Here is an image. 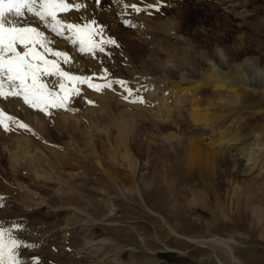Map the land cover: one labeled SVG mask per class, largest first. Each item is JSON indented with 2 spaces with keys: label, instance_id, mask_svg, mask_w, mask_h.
<instances>
[{
  "label": "rangeland",
  "instance_id": "374dc122",
  "mask_svg": "<svg viewBox=\"0 0 264 264\" xmlns=\"http://www.w3.org/2000/svg\"><path fill=\"white\" fill-rule=\"evenodd\" d=\"M69 2L85 7L59 13L60 19L81 25L95 20L96 27H103V39L116 43L104 44V52L97 49L90 54L81 52L78 43L67 39L70 33L57 36L51 31L49 47L66 53L70 60L65 63L50 53L48 59L57 60L70 75L90 78L93 84L120 80L132 89L129 95L120 84L113 83V98L99 102L93 96L94 88L69 82L68 87L80 90L71 98L70 112L76 114L79 108L93 112L88 120L95 125L110 122L106 106L119 114L123 107H130L124 100L142 99L143 94L137 90L140 84L146 83L150 88L160 85L162 100L171 108L177 107L176 100L182 94L176 76L207 74L209 67L202 60L203 55L215 54L219 66L221 60L251 59L264 87V0L132 1L155 5L141 8L144 10L140 12L124 9L114 0ZM100 39L96 37L98 42ZM152 56L170 63L168 76L149 65L147 61ZM51 77L53 83L57 78ZM199 92L208 99L207 104L212 102L214 124L230 127V134L238 131V140L245 143L237 145L247 143L252 150L264 142L263 93L246 90L237 97L212 86ZM117 100L124 104L118 105ZM142 100L139 108L148 107L150 102ZM188 104L189 101L180 102V121L166 130L152 125L147 110L132 108L137 125L129 143L137 161L135 170L120 154L113 156L106 140L97 141L100 161L94 156L80 158L66 149L68 169L80 162L87 167V175L68 179L73 197L56 195L53 188L57 181L53 179L54 183L45 184L27 170L13 169L6 154H2L0 228L19 241L16 251L21 264H264V203L257 201H264V163L245 174L238 172L227 156L218 153L216 173L208 172L200 158L190 166L185 155L192 149L194 132L206 138L201 146L214 153L208 142L219 136V128L203 130L193 125L186 111ZM62 112L68 113L53 109L51 117L39 111L38 116L49 120L53 137L65 142L71 137L78 149H86L83 122L75 117L62 122ZM32 132L27 131L36 134ZM255 133L260 134L259 139ZM46 143L54 144L51 140ZM122 148L120 145L121 152ZM261 158L264 162V151ZM40 162L45 172L52 170L47 162ZM134 181L141 185L144 200ZM18 182L38 191L45 202L26 199ZM230 247L234 250L233 259Z\"/></svg>",
  "mask_w": 264,
  "mask_h": 264
},
{
  "label": "bare ground",
  "instance_id": "6f19581e",
  "mask_svg": "<svg viewBox=\"0 0 264 264\" xmlns=\"http://www.w3.org/2000/svg\"><path fill=\"white\" fill-rule=\"evenodd\" d=\"M114 1L123 7L124 3H132L134 0H119V2L118 0ZM135 1L137 2L139 0ZM137 4L140 6V8H147V4L144 5L139 2ZM32 20L34 21H30V23L33 27H38L48 38H52V32L50 29L45 28V26L38 20ZM215 59V54L202 56V60L209 67L207 74L194 75V77H190L189 75L187 76L186 74H180L176 76L175 82L177 83V86L181 88L180 92L182 95L180 98H177V107L175 108H171L167 102L163 101L164 98L159 96V94L162 93L160 92L161 90H158L160 85L157 86L156 84L155 87L150 88L145 83L138 85L137 90L143 94L142 99H146V101L150 102L148 107L139 108L143 104L141 105V103L138 101L132 102L124 100L126 103L129 102L128 104L130 107H128L127 105H123V102L117 100L118 105L123 103L122 105L127 107H123L119 114H115L112 110H109L108 106L105 107L103 104L102 108L105 107L104 109L108 113L107 115L111 117L110 122L103 123L104 125L93 124L92 121L88 120V118L93 116V112H87L86 110H83V112L81 111V108L77 110L76 114H72L70 111H68L67 114H63L62 112V114L59 116L62 122L67 118L72 119V117H75L74 120L83 122L82 125L84 126L81 132L84 140L86 141V149L82 148V150L78 149L77 144L74 143V139L71 137H69L66 142L60 141L57 137H53V135L50 133V128L48 125L49 120H44L42 116L39 117L38 111L31 109L26 104H24L22 98L9 97L8 99H4L3 97H0V110H3L4 113L14 117L16 120L28 124L30 128L33 127L34 132L37 134L27 133V131L25 132L23 128L20 129L14 124L12 125L13 130L9 132H5L3 128L0 127V156H2V154H6L13 169L15 168V170L22 172L27 170L30 174H33L37 180L41 179L43 180L42 182L45 181V184L46 182H52V179L57 181V187L53 188L55 189V194L57 195V193H59V196H62L61 194H65V196L67 195V197H70L72 196L71 193H73V191L72 188H70L68 179L72 181L76 175H78V177H81L85 174L87 175V167L83 166L80 162L76 163L72 169H68L70 162L68 161L67 156L69 153L66 151V149H71L72 155L77 154V156H80V158L94 156V158L100 161L99 158L101 153L97 147V144L99 141L106 140L109 143V147H111V150L114 152L113 156L116 157L118 154H120L123 159H126V162H130L131 167H133V170H135L137 167V161L133 156L131 145L129 143V140L133 139L132 134L134 133L137 125L135 110L132 108L136 106V109L138 107L139 109L147 110L150 113L152 125L159 129L166 130L169 129V126H174L173 122L180 121L178 119L180 112L179 104L182 102V100H184L189 101L186 111L193 125L200 126L203 130L209 128L214 131V127L219 128V136L212 138L208 142L209 146L215 150L214 153L209 151V149L206 151L205 148L201 146V143L205 142L206 138L201 136L200 133L194 132V140L191 142L192 149L186 153L185 157L188 159L186 161L192 163L197 158H200L208 172L216 173L215 167L217 166V154L221 153L227 156V158L233 162L234 167H236L238 172L250 174L256 169V167L259 165L261 166V164L264 163L262 162L261 158V155L264 151V142L259 145L257 144L258 147L253 148L252 150L248 149L247 143L237 145V143H245V141L238 140V131H236L235 134H230V127L214 124V119L210 111L212 102L207 104L206 100L208 99H203V94H200L199 90L207 86H212L214 89L217 88L227 92H232L237 97H239L240 92L246 90L264 94V87H262L260 84L261 76L256 66H254L253 62L249 58H244L242 62H226L221 60V66L216 64ZM147 62H149V65H151L152 68L160 72L162 75H169L171 67L170 63L166 60L164 61L158 57L152 56ZM43 79L45 83L49 84L50 87L52 86L51 76L43 77ZM112 91L113 89L108 90L106 88L98 92L94 89L93 96H97L99 102L103 100L107 101L113 98ZM150 106H152V108H150ZM113 126L116 128V132H113ZM258 134L259 133H255L256 137L259 139L260 134ZM162 137L164 138V136ZM46 140H51V142L57 145L53 144L50 146L52 143H46ZM120 145L123 147L122 152L119 150ZM41 160L49 164V166L52 168L50 172H45L43 169H41ZM190 166L193 167L194 164L192 163ZM18 185H20V189L23 190V195L26 196V199H34L40 204L45 202L44 198L38 191L27 189L25 185L20 182H18ZM133 185L141 198L144 200V195L141 191V185L136 181L133 182ZM214 195L218 197L216 192ZM201 200L204 204V197H201ZM257 201L259 203H264L262 199H257ZM219 205L221 204H218V206ZM261 217H264V207L262 208ZM168 224L170 225V223ZM262 226L264 227V223ZM262 226L260 225V227ZM171 229L172 228H170V230ZM221 242L228 244L226 243L227 241L221 240ZM229 254L233 259L234 250L231 247L229 248Z\"/></svg>",
  "mask_w": 264,
  "mask_h": 264
},
{
  "label": "snow or ice",
  "instance_id": "6c2138e0",
  "mask_svg": "<svg viewBox=\"0 0 264 264\" xmlns=\"http://www.w3.org/2000/svg\"><path fill=\"white\" fill-rule=\"evenodd\" d=\"M83 7L84 4L69 0H0V97L22 98L29 108L51 117L53 109L73 111L69 104L73 96L80 94V90L75 86L68 87L69 82L73 85L87 84L98 92L111 89L113 83H117L132 95V89L124 81L93 84L90 78L70 75L60 68L57 60L48 59L50 53L53 57L62 58L65 63L70 60L66 53L53 51L49 47L51 42L48 37L38 27L31 25L32 19L38 20L57 36L70 33L67 39L73 44L78 43L81 52L94 54L97 49L104 52V44L116 43L112 39H103V27H96L95 20L81 25L66 23L58 17L59 13L73 9L79 11ZM123 8H131L135 12L144 10L135 3H124ZM96 37H101L99 42ZM46 76L57 78L51 87L43 79ZM57 87L59 91L55 90ZM137 101L143 103L140 98L133 102ZM13 124L25 131H32L28 124L0 110V127L9 132L13 130ZM19 247V241L9 231L0 228V264H21L16 251Z\"/></svg>",
  "mask_w": 264,
  "mask_h": 264
}]
</instances>
